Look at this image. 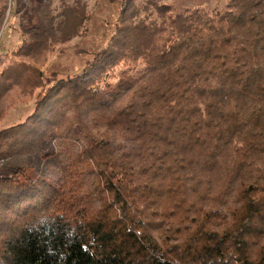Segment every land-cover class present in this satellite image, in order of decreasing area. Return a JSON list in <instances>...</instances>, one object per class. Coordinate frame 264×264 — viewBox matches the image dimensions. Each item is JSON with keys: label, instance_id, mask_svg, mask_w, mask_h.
<instances>
[{"label": "trees", "instance_id": "16d2710c", "mask_svg": "<svg viewBox=\"0 0 264 264\" xmlns=\"http://www.w3.org/2000/svg\"><path fill=\"white\" fill-rule=\"evenodd\" d=\"M117 1L75 75L38 67L69 7L0 52V122L33 107L0 129V264H264V0Z\"/></svg>", "mask_w": 264, "mask_h": 264}, {"label": "rangeland", "instance_id": "374dc122", "mask_svg": "<svg viewBox=\"0 0 264 264\" xmlns=\"http://www.w3.org/2000/svg\"><path fill=\"white\" fill-rule=\"evenodd\" d=\"M164 4L172 5L176 12L184 8H201L210 15L222 14L227 8V0H156ZM146 0H133L138 11L137 17L145 15L149 19L156 17L155 12L149 7L144 10ZM44 8L39 9V0H16L8 5L5 17L0 28V52L10 51L24 41H28L24 29L37 23V19L60 12L62 8L69 7L72 10L86 15L84 24L79 28V33L73 31V23L65 26V34L48 36L45 45L40 48L42 54L38 67L43 74L50 77L72 76L79 73L84 63L91 59L92 53L106 46L114 30V24L120 14L119 1L112 0H44ZM45 10V12H44ZM52 10V11H51ZM42 11V12H41ZM13 105L8 109L4 119L0 122V129L11 126L14 123L24 121L25 117L33 111L32 101H19L14 99Z\"/></svg>", "mask_w": 264, "mask_h": 264}]
</instances>
